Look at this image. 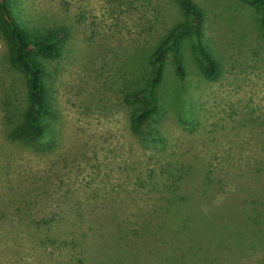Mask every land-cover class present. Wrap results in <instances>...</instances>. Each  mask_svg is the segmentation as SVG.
Segmentation results:
<instances>
[{"label":"rangeland","instance_id":"374dc122","mask_svg":"<svg viewBox=\"0 0 264 264\" xmlns=\"http://www.w3.org/2000/svg\"><path fill=\"white\" fill-rule=\"evenodd\" d=\"M10 1L26 29L60 26L70 35L61 57L45 61L55 119L34 145L8 138L26 99L0 36V264L113 263L124 252L128 264H151L149 251L163 244V264H264V245L208 248L198 226L189 245L195 259L179 260L186 245L162 243L159 219L176 196L187 199L181 213L188 206L205 216L227 202L234 220L248 187L264 188V39L251 6L195 0L221 74L200 79L187 56L188 78L176 87L182 101L167 105L172 89L161 90L164 140L148 144L130 130L123 92L142 72L132 60L180 18L177 8L169 0ZM172 70L168 64L166 81L174 85ZM43 218L49 227L33 224ZM72 236L81 246H56Z\"/></svg>","mask_w":264,"mask_h":264},{"label":"trees","instance_id":"16d2710c","mask_svg":"<svg viewBox=\"0 0 264 264\" xmlns=\"http://www.w3.org/2000/svg\"><path fill=\"white\" fill-rule=\"evenodd\" d=\"M169 2L177 8L180 18L166 27L164 33L158 35L157 41L149 46L148 50L143 48L134 57L131 65L141 68L142 72L136 77L134 84L123 92V102L128 108L130 130L140 141L148 144H159L164 140L157 121L167 99L171 100L167 105L175 108H178L182 101L177 96L179 91L176 87L184 85L188 78L189 73L185 64L187 56L193 58L196 64L191 74L200 79L213 82L221 74L218 61L204 43L207 18L200 3L195 0H169ZM241 2L251 6L259 33L264 39V0H241ZM12 9L10 0H0V36L6 46V58L10 67L23 77L26 106L18 124L9 131L8 138L22 141L27 145L43 144L49 137L55 119L54 113L50 110L49 92L45 82V61H56L61 57L70 32L68 28L60 26L28 30L20 24ZM168 64L173 67L174 85L166 81ZM163 89L168 91L172 89L173 95L170 94L166 99L161 95ZM248 190L249 199L243 201L242 207L236 209L234 220L231 214L227 215V202L222 201L215 205L216 214L205 216L204 211L194 212L188 206L181 213L180 205L186 203L187 199L172 196L167 200V206L172 212L166 209L167 212L159 218L166 233L161 238L162 243L170 239L173 246L185 244L186 249L178 258L184 262L185 260L190 262L196 257L189 252V249H194L189 246L190 243L195 245L198 242L196 226L206 229L208 248L211 245L213 249L215 247L220 249L222 245L230 248L233 244H236L235 246L241 244V247L246 248L254 243L263 246L264 188L257 185L248 187ZM33 224L39 227L51 225L46 218ZM65 245L72 246L73 249L81 246L76 236L61 241L56 246L60 248ZM155 249L156 252L149 251L148 260L151 264H156V260L158 264H163V252L167 251L166 246L157 245ZM242 252L245 253L244 250ZM172 258L177 259V257ZM129 259V254L124 252L119 262L98 264H128Z\"/></svg>","mask_w":264,"mask_h":264}]
</instances>
